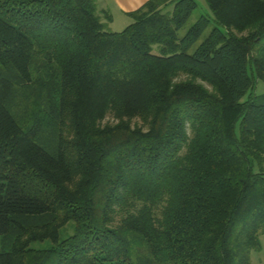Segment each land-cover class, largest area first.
<instances>
[{
	"label": "trees",
	"instance_id": "obj_1",
	"mask_svg": "<svg viewBox=\"0 0 264 264\" xmlns=\"http://www.w3.org/2000/svg\"><path fill=\"white\" fill-rule=\"evenodd\" d=\"M204 1L0 0V264H251L264 0Z\"/></svg>",
	"mask_w": 264,
	"mask_h": 264
},
{
	"label": "rangeland",
	"instance_id": "obj_2",
	"mask_svg": "<svg viewBox=\"0 0 264 264\" xmlns=\"http://www.w3.org/2000/svg\"><path fill=\"white\" fill-rule=\"evenodd\" d=\"M197 2V9L192 13L189 21L187 22L183 34L188 30V28L194 24L201 15L211 16V13L204 0H195ZM98 11L101 13L102 21L106 24V30L109 32L119 33L123 31L127 26L133 23L131 17L127 16L117 7L114 0H108L107 4L104 6L103 1L100 0ZM169 8H172L171 6ZM110 18L105 17V15ZM212 27H209L203 34L199 43L208 35ZM257 93L264 92V84L258 83ZM261 250L259 252H252L250 254L251 264H264V235L260 237Z\"/></svg>",
	"mask_w": 264,
	"mask_h": 264
},
{
	"label": "crops",
	"instance_id": "obj_3",
	"mask_svg": "<svg viewBox=\"0 0 264 264\" xmlns=\"http://www.w3.org/2000/svg\"><path fill=\"white\" fill-rule=\"evenodd\" d=\"M103 5L105 6L108 0H102ZM148 0H114L117 7L123 12L124 14H128L138 10L142 7ZM100 0H96L97 7L99 6ZM99 8V7H98Z\"/></svg>",
	"mask_w": 264,
	"mask_h": 264
}]
</instances>
